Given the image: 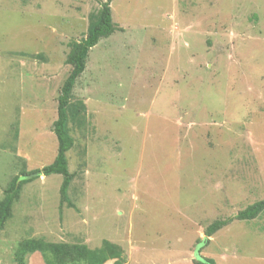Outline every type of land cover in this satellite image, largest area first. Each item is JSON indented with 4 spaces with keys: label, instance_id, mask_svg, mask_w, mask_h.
<instances>
[{
    "label": "rangeland",
    "instance_id": "1",
    "mask_svg": "<svg viewBox=\"0 0 264 264\" xmlns=\"http://www.w3.org/2000/svg\"><path fill=\"white\" fill-rule=\"evenodd\" d=\"M102 1L0 0V199L22 167L53 160L69 42ZM110 6L116 29L73 89L87 123L68 124L72 206L59 203L61 175L34 173L0 230V264L22 237L107 239L126 264H264V211L203 233L264 198V0ZM38 254L28 264H44Z\"/></svg>",
    "mask_w": 264,
    "mask_h": 264
},
{
    "label": "trees",
    "instance_id": "2",
    "mask_svg": "<svg viewBox=\"0 0 264 264\" xmlns=\"http://www.w3.org/2000/svg\"><path fill=\"white\" fill-rule=\"evenodd\" d=\"M111 1L104 0L95 12L88 16L87 30L80 40L69 42L65 63L70 66L69 72L59 87L57 95L56 118L52 122L57 148L53 160L40 169L26 170L23 167L13 175L2 191L0 199V230L4 229L12 217L14 203L18 200L22 186L34 179V173L50 175L59 174L62 181L59 186V203L72 206L68 197V188L74 174L68 169L67 151L73 145L69 132V123L83 127L86 122V104L82 99L74 98L75 83L85 70L90 49L101 39L111 35L116 26L112 21ZM264 211V198L256 200L233 216L216 218L208 223L203 233L206 237L226 226L232 220H252ZM208 238L206 242H208ZM199 238L196 244H199ZM194 244V247H196ZM38 252L44 264H104L112 260V264H126L123 248L115 242L103 240L98 247L90 248L85 243L50 241L44 237H22L13 251L14 264H28V257ZM195 264H214L210 258L194 259Z\"/></svg>",
    "mask_w": 264,
    "mask_h": 264
},
{
    "label": "crops",
    "instance_id": "3",
    "mask_svg": "<svg viewBox=\"0 0 264 264\" xmlns=\"http://www.w3.org/2000/svg\"><path fill=\"white\" fill-rule=\"evenodd\" d=\"M36 257H39V258L41 259V257L39 256V254H38V255H36ZM41 261H42V259H41Z\"/></svg>",
    "mask_w": 264,
    "mask_h": 264
},
{
    "label": "water",
    "instance_id": "4",
    "mask_svg": "<svg viewBox=\"0 0 264 264\" xmlns=\"http://www.w3.org/2000/svg\"><path fill=\"white\" fill-rule=\"evenodd\" d=\"M39 172H37V173H35V174H38ZM35 174H33V175H35Z\"/></svg>",
    "mask_w": 264,
    "mask_h": 264
}]
</instances>
